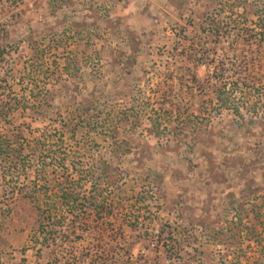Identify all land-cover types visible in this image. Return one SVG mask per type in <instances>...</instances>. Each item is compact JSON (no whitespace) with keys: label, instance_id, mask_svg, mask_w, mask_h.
I'll return each instance as SVG.
<instances>
[{"label":"rangeland","instance_id":"obj_1","mask_svg":"<svg viewBox=\"0 0 264 264\" xmlns=\"http://www.w3.org/2000/svg\"><path fill=\"white\" fill-rule=\"evenodd\" d=\"M262 24L264 0H0V145L27 147L0 153V264H264V86L221 102L264 82ZM67 175L82 226L35 246L25 193Z\"/></svg>","mask_w":264,"mask_h":264},{"label":"trees","instance_id":"obj_2","mask_svg":"<svg viewBox=\"0 0 264 264\" xmlns=\"http://www.w3.org/2000/svg\"><path fill=\"white\" fill-rule=\"evenodd\" d=\"M261 28L264 34V24L261 25ZM217 31L218 32L220 31L219 28ZM247 32H251V31L248 29ZM194 56L195 58L193 63L197 62L198 54L196 53V55ZM194 79L196 80V82H198L197 77H194ZM241 80L242 81L238 80L237 82L234 83V87L232 88L233 94H229L231 95V97H229L228 99L226 98L221 99V102L223 104H226L227 102H235V100L243 101L244 103L245 102L250 103L251 100L254 98L252 95H249L251 93V89H254L255 87L258 86H264V82L263 83L256 82L257 79H250L249 77H247V75L243 76ZM245 91L247 98L245 97L237 98L238 93L240 92L244 93ZM0 95L5 96L4 92H2ZM259 96H260V101L264 102V95H259ZM9 102L10 100H8V102H5L4 105H8ZM4 105L0 106V117H3L4 113L8 110ZM30 148L32 152H35L37 154V145ZM26 150L27 147L24 146H21L16 151L13 148V145H7V146L0 145V153H4L7 155L9 151H12V152H16V154H18V157H20L23 155V153ZM18 157H12L10 161V166L14 170L16 169L19 170V167L21 169V166L19 165L18 162L19 160ZM55 184L56 185L54 187H47L46 185L38 186L36 183L34 185H30L29 188L31 189V193L28 192L25 193L26 197H28L30 201L35 204L36 211L38 210V214H39V220H38L39 225L35 235L33 236V238H35V246H37V244L39 243L47 247L50 246L51 244H59L61 242L63 243L64 237L70 238L72 233L78 230L79 226H82L81 219H83V217L81 214L84 210H87L86 208L87 198L83 197L82 194L76 190L78 186L74 180L73 181L71 180L69 175H67L66 177L59 178ZM28 186L29 185H23L22 187L21 186L10 187V189H7L8 195L10 194L16 195L20 191L22 192L23 190H25V188H27ZM51 191L55 192V195H52L50 193ZM43 197H48V200L44 201V205L46 207L45 209L42 208L43 207L42 205L37 204L38 202L41 201Z\"/></svg>","mask_w":264,"mask_h":264}]
</instances>
